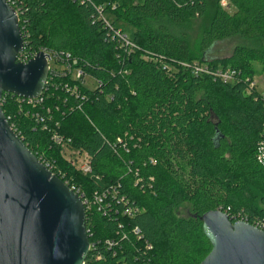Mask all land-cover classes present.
Instances as JSON below:
<instances>
[{"label": "trees", "instance_id": "16d2710c", "mask_svg": "<svg viewBox=\"0 0 264 264\" xmlns=\"http://www.w3.org/2000/svg\"><path fill=\"white\" fill-rule=\"evenodd\" d=\"M221 1L8 0L19 13L24 53L68 52L103 83L94 90L80 87L82 98L62 89L66 82L74 85L71 77L55 76L41 105L20 107L10 93L2 103L19 137L54 174L89 198L116 186L112 214L87 211V263L200 264L212 249L204 213L221 209L243 213L250 223L264 221V165L257 159L264 95L251 87L256 63L264 73V0H227L233 12ZM100 6L116 27L120 20L134 28L131 46L106 28ZM193 22L201 32L199 54L190 38ZM236 35L255 46L238 45L225 58L203 56L215 42ZM148 54L176 70L164 71ZM178 62L235 69L239 79L226 83ZM35 112L48 115L47 129ZM54 132L92 156L91 174L65 155ZM184 205L189 216L179 213ZM127 208L134 214L125 215ZM109 239L116 244L108 247Z\"/></svg>", "mask_w": 264, "mask_h": 264}, {"label": "water", "instance_id": "95a60500", "mask_svg": "<svg viewBox=\"0 0 264 264\" xmlns=\"http://www.w3.org/2000/svg\"><path fill=\"white\" fill-rule=\"evenodd\" d=\"M24 46L18 11L0 0V102L46 87L48 55L18 61ZM201 220L212 249L200 264H264V230L221 209ZM90 245L82 196L28 148L0 103V264H83Z\"/></svg>", "mask_w": 264, "mask_h": 264}, {"label": "built area", "instance_id": "2783aa9c", "mask_svg": "<svg viewBox=\"0 0 264 264\" xmlns=\"http://www.w3.org/2000/svg\"><path fill=\"white\" fill-rule=\"evenodd\" d=\"M84 2L85 0H80ZM222 5L225 7H228V2L227 0H222L221 1ZM99 14L101 16V19L103 20V23L105 24L106 28L109 29L110 32L115 33L121 40H122V46H131L132 45V40L130 39L129 35L126 34V32L119 27H116L112 21L106 16V11L105 9L100 6L98 8ZM18 11V10H17ZM19 14V13H18ZM126 44V45H125ZM40 52H44L46 55H48V65H49V77L47 80V84L45 89H47V85L49 83L53 84L51 82V79L55 76H69L71 77V81L74 82V85H70V83L66 82L62 85V89H65L67 92L71 93L72 95H77L78 97L84 98L85 96H81L80 93V87L83 89L86 87L88 89H97L103 85L102 81L94 78L91 74L88 72H85V70L81 67L78 66L80 61L74 57L71 56L70 53H63L59 54L56 51H49L47 49H43ZM38 53H33L31 55L22 52L18 56V61L21 62H28L31 58L35 57ZM147 59L153 60V61H159L161 63V68L164 71H167L169 73L174 72L176 70V67L174 65H171L169 62L165 61V59L161 56H155L152 54H148L146 56ZM54 63V65H52ZM58 63V64H57ZM56 64L58 66H56ZM178 65L182 66L185 69H191L195 74H212L215 78H219L222 81L226 83H233L236 82L239 79V72L235 69L227 68V69H216V70H211V68L208 65L201 64L199 62H178ZM59 67V68H58ZM52 77V78H51ZM91 78L92 82L91 84L88 83V79ZM254 82V81H253ZM251 83V85L253 84ZM94 84V86H92ZM255 85H252L251 87H254ZM44 89V90H45ZM44 92V91H43ZM43 93L37 97V98H24V97H19L18 98V103H20V107L22 102H27L30 105L36 106V105H41L43 103V98H42ZM16 96V95H14ZM76 96V97H77ZM5 101L4 96L1 99V105ZM46 112L48 115L51 113V108H46ZM48 115H43L40 112H35L34 117L35 120L42 126L43 129L48 128V123H47V116ZM12 128L16 131L18 135L17 128L14 124H11ZM54 142L64 148L65 155L68 157V154L70 155L69 159L73 161V163L76 165L77 168H79L84 174H91L93 172V166H92V156L84 150L81 149H75L70 146V139H66L63 136L57 134L56 132L53 133L52 136ZM118 142H122V139L119 138ZM124 148L127 146L124 144ZM43 157V156H42ZM50 170V162L46 160H42V158H39ZM257 159L258 161L264 165V139L261 140L258 144L257 147ZM68 183V181H65ZM68 185L75 190L80 196H82L83 201L86 206V212H97L102 215H108L109 213H113L112 211V201L110 198L115 199L117 196V191H116V186H111L110 189H106L105 191H95L93 193V196L89 198L86 196L85 192L80 188V187H75L74 185ZM135 212L134 208H127L126 211L124 212L125 215H133ZM231 218L233 222L237 221H245L250 223V218L247 215H244L243 213H229L228 211H225ZM117 213V211L115 212ZM262 230H264V221L261 219H255L253 223H250ZM121 227V226H120ZM88 232V230H87ZM135 235L138 236L139 239H142V234L139 228L134 229ZM116 242L115 240H107L106 245L108 247H112L115 245ZM92 249V245H90V250ZM97 257V256H96ZM87 259V258H86ZM83 264H89L85 260Z\"/></svg>", "mask_w": 264, "mask_h": 264}, {"label": "rangeland", "instance_id": "374dc122", "mask_svg": "<svg viewBox=\"0 0 264 264\" xmlns=\"http://www.w3.org/2000/svg\"><path fill=\"white\" fill-rule=\"evenodd\" d=\"M231 12H233L234 8L232 7H227ZM106 16L114 22V18H112L111 14H106ZM115 24L119 27L122 28L126 34H131L134 30V28L129 25L126 22L123 21H117L115 22ZM199 23L198 22H193L191 29H190V38H191V42L192 45L194 46L195 51L199 52V45H200V38H201V32L198 28ZM238 45H250V46H255V42H250L247 41L243 38H241L239 35L224 39V40H220L215 42L211 48L209 49V51L207 53H205L203 56H206V58L208 60H212L215 58H225V57H229L233 54L235 48ZM54 65V63L52 64ZM256 70L257 73L254 76V82L252 85L257 86L258 91L264 95V73L261 72V65L256 63ZM92 80L91 78L88 79V83L91 84ZM251 85V86H252ZM94 86V84L92 85ZM251 89V88H250ZM70 157V155L68 154V158ZM179 213L181 216H189L190 215V210H189V205H184L179 209Z\"/></svg>", "mask_w": 264, "mask_h": 264}]
</instances>
